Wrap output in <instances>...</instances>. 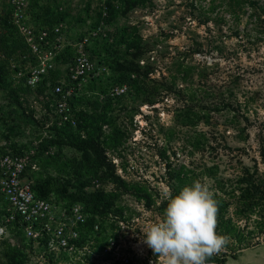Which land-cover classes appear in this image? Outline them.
I'll list each match as a JSON object with an SVG mask.
<instances>
[{
    "label": "rangeland",
    "instance_id": "obj_1",
    "mask_svg": "<svg viewBox=\"0 0 264 264\" xmlns=\"http://www.w3.org/2000/svg\"><path fill=\"white\" fill-rule=\"evenodd\" d=\"M2 1L10 18L8 0ZM32 1L31 4H38L31 8L36 14H42L47 7L57 10L60 4L63 6L66 48L73 51L84 37L92 39L89 50L94 53L96 70L78 94L74 111L85 129L90 125L81 120L79 113L107 112L108 116L106 123H100L101 134L97 125L95 132L92 128L84 131L85 136L95 135L104 151L102 157H106L104 166L97 168L88 163L76 173L70 168V161L82 159L83 154L70 147H52L28 176L77 178L87 191L110 195L113 204L109 208L100 206L85 230L90 236L95 224L100 226L97 253L109 239L116 240L120 252L130 253L133 264H162L143 243L140 227L145 221L162 216L167 205L163 193L170 190L174 196L179 187L173 176L180 175L186 181L182 188L199 179L214 194L215 180L205 173L208 168L218 167L217 178L224 182L225 191L236 187L243 169L254 171L257 163L260 173L264 171L260 157L264 145V40L253 44L250 36L256 35L253 10L244 5L237 19L228 10L227 0H138L135 6L127 0ZM254 1L264 5V0ZM22 61L8 62L0 57V69L2 64L9 69L5 88L0 87V111L15 113L9 122L0 121V136L14 147L24 144L28 150L37 146L41 137H48L56 116L52 95L39 91L27 95L22 86H17L22 76L14 71ZM121 65L123 71L137 66L142 80L147 73L144 87L153 88L154 95L149 96L148 91L129 96L127 88L125 94L112 96L113 91L123 87L118 81ZM180 65L192 68L186 80L178 73ZM59 68L65 76L66 67ZM9 92L20 99L19 104L14 100L12 108L7 106ZM107 96L113 99L111 105ZM222 99L232 101L234 110H212L210 121L202 120L196 127L181 122L179 115L185 105H194L195 112H199L201 106L213 109L212 103ZM24 109L37 119V124L27 125L17 119ZM201 132L209 143L197 151L193 145ZM112 172L129 186L142 189L144 195L151 197V204L148 198L133 194V190L119 188L110 176ZM228 201L243 238L254 246L239 249L227 239L221 251L213 254V261L206 264H219L220 258L226 259L224 264H243L256 253L252 248L264 245V213H247L238 219L234 216L235 207L239 209L237 200ZM6 237L8 234L0 236V250ZM232 253L238 255L237 260L230 256Z\"/></svg>",
    "mask_w": 264,
    "mask_h": 264
},
{
    "label": "trees",
    "instance_id": "obj_2",
    "mask_svg": "<svg viewBox=\"0 0 264 264\" xmlns=\"http://www.w3.org/2000/svg\"><path fill=\"white\" fill-rule=\"evenodd\" d=\"M32 1V0H31ZM132 1V5H137L139 3L138 0H127ZM33 2V1H32ZM36 2L33 4L30 3L29 0V12L31 14V22L32 24L38 28H52L55 25L64 23L65 14L63 13V6L58 7V9H52L47 7L46 10L42 14H36L32 11V7L36 6ZM244 5H248L252 10L254 15L251 19L254 20L255 32L256 35H250L254 38V43H260L264 40V5H260L257 1L254 0H227L228 10L231 12V15L236 16L239 19L240 12ZM32 11V12H31ZM237 35V33H236ZM249 37V36H248ZM69 48V47H68ZM66 48L64 53L58 56V63L62 65L69 64L74 57V49L73 51ZM90 56L93 59L94 53L91 51ZM0 57L6 58V61L10 60H20L21 62L14 74H18L20 71H23V76L21 77L20 85L23 90H25V94L29 95L33 93V91H39L41 94L45 93L47 95H54L51 93L53 86L57 83L60 78L61 71L56 69L52 71L51 74L46 77L37 88H31L26 84L29 67L35 66L37 64V60L34 56L31 55L30 49L25 42V40L19 35L18 30L15 26L10 24L9 17L7 16L0 27ZM22 58V59H21ZM8 62H5L8 64ZM123 66L121 65L120 77L118 79L120 85L128 87V94L133 95L138 94V92L147 93L150 91L149 96L154 95L155 91H153L151 87H144L146 83L144 82L147 79L148 74H145V80L141 79L143 74L140 69L132 65L133 68H128L123 71ZM25 69V71H24ZM192 68H186L180 65L178 73L183 76V79L186 80L189 76V72ZM9 69L6 65L1 66L0 69V87L5 88L7 81V73ZM128 72V74H126ZM204 72V71H203ZM205 73V72H204ZM206 74V73H205ZM14 75V76H15ZM68 81V79H67ZM13 91V90H11ZM10 101L7 106H12V103L15 102L19 104V100L16 97L11 96L10 92ZM52 98V99H53ZM78 98L76 95L72 101L71 105L74 109L75 100ZM108 104H112L113 99L107 96ZM15 100V102H14ZM213 104V109H209L208 107H202L201 111L195 112L194 105H185L182 113L179 115L181 118V122L184 126H193L196 127L203 120L205 122L210 121V115L212 110L215 112H221L225 110H234V105L232 101H226L225 99L216 101ZM198 105L197 107H199ZM7 108V107H6ZM12 108V107H11ZM24 108V107H22ZM10 110V109H9ZM75 112V111H74ZM14 112H1L0 111V121L9 122V117L12 116ZM76 115V114H75ZM81 120L85 119L89 123V128L95 132L96 127H98V131L101 134L102 132V123L107 122V112L95 113L92 115H88V113L81 112L79 113ZM17 116V115H15ZM14 116V118H15ZM23 117V118H21ZM20 118L17 116V119L20 122H23L27 125L37 124V119L33 118L29 113L27 114L26 110ZM78 120V126L74 128L70 124H64L59 126L58 120L55 119L54 125L49 131V135L46 138H40L39 143L35 147H31L26 150V146L14 147L12 146V151L15 154H21L24 151H30L34 149L36 155L33 157V162L37 164L38 160L47 152L50 148L54 147L56 149H64L66 147L74 148L79 153H82L84 157L82 159H73L70 161V168L73 169L74 172L78 173L83 168L84 165L96 164L97 168H101L105 165L104 159L106 157H102L104 151L99 147L95 135L92 133H88L86 136L84 135V131H91L89 128H84V126H80L78 115H76ZM15 120V119H14ZM16 121V120H15ZM97 125V126H96ZM96 126V127H95ZM117 134H120L119 131H116ZM99 136V135H98ZM112 141L114 143L115 133L111 136ZM209 143V139L206 138L204 133H198L196 137V141L194 143V148L197 151L204 150V147ZM16 146V145H15ZM261 163L264 166V145H262L260 150ZM51 157H47L49 160ZM32 170V166L27 169L25 172L26 177L28 176V172ZM205 173L210 176L213 180H215L216 190L214 192V199L217 201L218 213H217V234L225 236L227 239H230L235 242L239 247V249H248L251 246H254L253 243H246L243 238L244 234L240 232L238 225L235 224L234 218L231 216L230 208H232V203L230 198H235L237 204H239V209L237 206L235 207L234 216L238 219L242 217L244 214L248 216L247 213L252 214L255 212L264 213V171L260 173V168L255 165L254 171H251L248 168L243 169V173L238 177L236 181V187L231 191H225V184L222 180L217 178L218 167L208 168ZM113 177L119 188H122L126 192H131L133 190V194L138 196L139 198L146 197L148 198V204H151V197L149 195H144L143 190L138 187L129 186L124 180H122L119 176L115 175L114 172L110 174ZM29 178V176L27 177ZM172 178L177 179L178 189L174 192V194H178L182 189V186L186 184V181L181 179V176H173ZM33 180V190L38 198L49 199L51 196H55L57 198V203L61 204L62 202H66L67 205H72L74 203H83L87 209V211L91 214H95L98 212L100 206H104V208H109L113 203L110 202V195H106L104 192L99 191H87L81 185V182L77 178H64V177H55L53 175H46L39 177L37 179L29 178ZM228 198V199H227ZM3 201V204H0V226L5 223V219L7 217V207L8 204L0 192V203ZM94 220V217L92 218ZM91 220V221H92ZM90 221V224H91ZM9 237H6L1 243L2 249L0 250V264H28L30 260V251L32 248L31 240H28L24 233L22 225L18 222H14L8 227ZM257 245L259 243H256ZM231 250H235L232 248ZM233 259L237 260L238 255L236 253H232L230 255ZM214 259L213 255L209 257L206 261L212 262ZM217 263L224 264L226 263V259L220 258L217 259Z\"/></svg>",
    "mask_w": 264,
    "mask_h": 264
},
{
    "label": "built area",
    "instance_id": "obj_3",
    "mask_svg": "<svg viewBox=\"0 0 264 264\" xmlns=\"http://www.w3.org/2000/svg\"><path fill=\"white\" fill-rule=\"evenodd\" d=\"M8 5L10 24L16 27L37 60L35 66L29 67L26 81L34 89L52 71H61L59 65L62 64L57 58L66 49L65 25L61 23L52 28L38 29L31 22L29 0H8ZM7 16L8 11L0 0V27ZM91 41L90 37H84L74 45V57L64 65L67 74L64 76L61 72L52 88L54 114L59 126H78L71 101L95 73V63L89 52ZM18 76H23L22 71ZM127 88H118L111 95L125 94ZM35 155L34 149L21 154H15L12 148L0 152V192L8 204V215L0 226V236L8 234L9 237V225L14 222L21 224L25 237L32 243L29 250L31 264H133L130 253L120 252L116 240L109 239L100 254L97 253V236H100L101 229L95 224L92 235L88 236L85 232L94 216L83 203L58 204L54 195L49 199L36 196L33 180L25 175L29 167L37 168L33 162Z\"/></svg>",
    "mask_w": 264,
    "mask_h": 264
},
{
    "label": "clouds",
    "instance_id": "obj_4",
    "mask_svg": "<svg viewBox=\"0 0 264 264\" xmlns=\"http://www.w3.org/2000/svg\"><path fill=\"white\" fill-rule=\"evenodd\" d=\"M163 195L162 216L140 227L143 243L162 264H206L227 243L216 231L218 207L210 187L197 179L174 196L170 190Z\"/></svg>",
    "mask_w": 264,
    "mask_h": 264
},
{
    "label": "crops",
    "instance_id": "obj_5",
    "mask_svg": "<svg viewBox=\"0 0 264 264\" xmlns=\"http://www.w3.org/2000/svg\"><path fill=\"white\" fill-rule=\"evenodd\" d=\"M9 142H10L9 140H6L5 138H2L0 136V152L5 151V149L7 148H12L13 145H11L12 143L9 144ZM18 147L23 148L24 144H19ZM252 249H256L257 250L256 253L250 255V258L243 264H264V245Z\"/></svg>",
    "mask_w": 264,
    "mask_h": 264
}]
</instances>
